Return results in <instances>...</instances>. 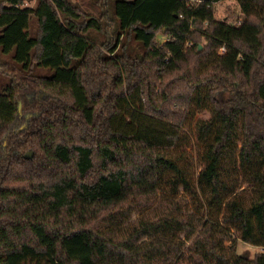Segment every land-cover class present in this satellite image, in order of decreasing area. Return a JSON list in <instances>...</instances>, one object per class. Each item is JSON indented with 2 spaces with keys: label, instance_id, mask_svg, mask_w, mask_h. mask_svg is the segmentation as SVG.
I'll list each match as a JSON object with an SVG mask.
<instances>
[{
  "label": "trees",
  "instance_id": "trees-1",
  "mask_svg": "<svg viewBox=\"0 0 264 264\" xmlns=\"http://www.w3.org/2000/svg\"><path fill=\"white\" fill-rule=\"evenodd\" d=\"M221 1L0 0L55 69L0 93V264H264V0Z\"/></svg>",
  "mask_w": 264,
  "mask_h": 264
},
{
  "label": "rangeland",
  "instance_id": "rangeland-1",
  "mask_svg": "<svg viewBox=\"0 0 264 264\" xmlns=\"http://www.w3.org/2000/svg\"><path fill=\"white\" fill-rule=\"evenodd\" d=\"M79 1V0H76ZM82 1V0H80ZM99 1V0H96ZM105 2V9H106V20L111 19L113 21L110 22L108 20V23H112L115 25V20L117 19V16L115 14L114 6L115 2L117 0H100ZM37 0H25L23 6L31 7L36 4ZM86 3V2H85ZM90 8V7H89ZM232 10L237 11L238 14L240 13V7L236 0H222L217 4V14L216 17L218 19H223L225 21H232L234 18H230L229 14L232 12ZM38 28V19L35 15H32L30 17V36H35L36 31ZM108 29V27H107ZM110 30V29H109ZM110 34V33H109ZM160 42H163L165 40V37L162 35L159 36ZM129 44H135V42L131 39L124 38L122 42H126ZM224 48H221L217 51V55L224 53ZM14 51H11L9 53H5L0 46V93H4L7 90V87L11 84L13 74L17 76H42V77H51L55 73V69L52 67H45V66H39L37 64H34L30 68L26 69L24 68V65L22 63H19L14 58ZM78 60H75L77 62ZM209 64V63H208ZM7 69V71H5ZM22 104V103H21ZM22 111V106H21ZM29 115V116H28ZM27 117H30L31 114H28ZM25 127V124L22 125L21 129ZM238 253H243L245 251H248L250 254V257L253 258L256 253L260 252V247L250 245L242 240H239L238 247H237Z\"/></svg>",
  "mask_w": 264,
  "mask_h": 264
},
{
  "label": "water",
  "instance_id": "water-1",
  "mask_svg": "<svg viewBox=\"0 0 264 264\" xmlns=\"http://www.w3.org/2000/svg\"><path fill=\"white\" fill-rule=\"evenodd\" d=\"M21 106H22V104L20 103V105H19V109L21 110ZM29 116V115H28ZM26 157L27 158H31L32 157V151H29L27 154H26Z\"/></svg>",
  "mask_w": 264,
  "mask_h": 264
},
{
  "label": "built area",
  "instance_id": "built-area-1",
  "mask_svg": "<svg viewBox=\"0 0 264 264\" xmlns=\"http://www.w3.org/2000/svg\"><path fill=\"white\" fill-rule=\"evenodd\" d=\"M260 251H264V246L260 247Z\"/></svg>",
  "mask_w": 264,
  "mask_h": 264
}]
</instances>
